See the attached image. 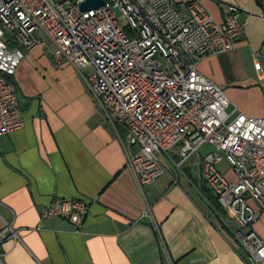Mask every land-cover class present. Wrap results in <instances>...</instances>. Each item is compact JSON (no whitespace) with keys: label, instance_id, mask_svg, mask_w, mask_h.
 Masks as SVG:
<instances>
[{"label":"crops","instance_id":"0c3cea01","mask_svg":"<svg viewBox=\"0 0 264 264\" xmlns=\"http://www.w3.org/2000/svg\"><path fill=\"white\" fill-rule=\"evenodd\" d=\"M172 1L181 15L198 1L219 24L225 5L241 10L246 28L235 50L202 58L197 70L244 115L264 117V0ZM49 60L53 66H18L11 79L23 126L0 136V224L16 232L0 241V264H245L202 192V157L211 149L178 168L171 150L166 173L139 188L76 70L51 53ZM54 198L87 203L78 231L62 218L40 219ZM251 229L264 239V214Z\"/></svg>","mask_w":264,"mask_h":264},{"label":"built area","instance_id":"2783aa9c","mask_svg":"<svg viewBox=\"0 0 264 264\" xmlns=\"http://www.w3.org/2000/svg\"><path fill=\"white\" fill-rule=\"evenodd\" d=\"M83 1L0 0V136L23 126L11 79L24 53L51 46L52 61L76 70L105 115L139 188L166 173L171 150L178 168L202 146L211 149L202 181L238 229L216 215L245 264H264V239L251 229L264 214V117L244 115L197 70L202 58L235 50L246 28L241 10L225 5L219 24L198 1L184 15L172 0H105L81 12ZM223 161L233 181L217 170ZM87 212L83 200L54 198L40 219L62 218L78 231ZM15 235L0 224V241Z\"/></svg>","mask_w":264,"mask_h":264},{"label":"rangeland","instance_id":"374dc122","mask_svg":"<svg viewBox=\"0 0 264 264\" xmlns=\"http://www.w3.org/2000/svg\"><path fill=\"white\" fill-rule=\"evenodd\" d=\"M52 51V47H47V46H42L35 51H33L30 54L24 53L25 57L19 64V66H25V64H29L26 66H53L52 62L49 60L50 59V53ZM220 88V87H219ZM222 90V88H220ZM223 91V90H222ZM16 96L19 99V95L16 92ZM218 170L222 174H226L227 179L233 181L234 178L232 174L230 173V168L225 164L223 161L220 165L216 166ZM226 168H228L230 171H226ZM204 184V183H203ZM206 187V186H205ZM207 188V187H206ZM209 196H211V192L208 190ZM219 215L227 222V224L232 227L234 230L238 229V225L236 221L234 220V217L230 214L228 210H222L220 209Z\"/></svg>","mask_w":264,"mask_h":264},{"label":"water","instance_id":"95a60500","mask_svg":"<svg viewBox=\"0 0 264 264\" xmlns=\"http://www.w3.org/2000/svg\"><path fill=\"white\" fill-rule=\"evenodd\" d=\"M105 0H84L83 3L79 6L81 12H88L90 10L97 9L104 4ZM259 7H263L256 1Z\"/></svg>","mask_w":264,"mask_h":264},{"label":"trees","instance_id":"16d2710c","mask_svg":"<svg viewBox=\"0 0 264 264\" xmlns=\"http://www.w3.org/2000/svg\"><path fill=\"white\" fill-rule=\"evenodd\" d=\"M202 192L205 194L206 201L208 202L210 207L213 209V211L216 214H219L220 208L216 202V198L212 194H211V196H209V192L207 191V188L205 187V185H203V187H202Z\"/></svg>","mask_w":264,"mask_h":264}]
</instances>
